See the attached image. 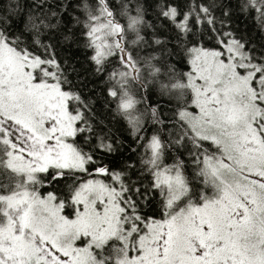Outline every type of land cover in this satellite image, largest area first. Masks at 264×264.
<instances>
[{"label":"snow or ice","instance_id":"obj_1","mask_svg":"<svg viewBox=\"0 0 264 264\" xmlns=\"http://www.w3.org/2000/svg\"><path fill=\"white\" fill-rule=\"evenodd\" d=\"M77 9L0 0V264H112V254L116 264H264V45L234 27L253 13L264 25V0H77ZM85 41L116 110L145 105L131 131L147 140L146 159L116 160L119 142L74 83ZM177 47L194 54L182 87L198 112L169 118L132 89L147 87ZM185 152L214 196L178 208L189 191ZM68 179L67 193L42 194Z\"/></svg>","mask_w":264,"mask_h":264},{"label":"trees","instance_id":"obj_2","mask_svg":"<svg viewBox=\"0 0 264 264\" xmlns=\"http://www.w3.org/2000/svg\"><path fill=\"white\" fill-rule=\"evenodd\" d=\"M91 3L92 0H89ZM73 8L77 9V0H73ZM79 11V9H77ZM147 18L150 20L154 18V11L149 10ZM122 24L127 27L128 19L124 17L120 20ZM239 29L240 34L249 39L256 46L264 45V25L255 18V13L252 15H243L234 25ZM148 31H151L148 29ZM128 36L130 39L135 38V34L129 30ZM87 42L79 45V51L74 52L73 67H75L76 73L74 75V83L82 90L83 97L87 102L94 107L95 119L104 127L105 131L111 136L115 137L119 142V154L116 157L117 161L127 162L131 160L133 162H139L142 158L146 159L145 153L147 150V140H137L134 133L131 131L132 122L141 115L144 111V104H139L133 109L127 110V114L122 115L121 112L116 110V101L107 95V88L110 86L107 84V77L101 79L98 74H94L92 71V65L90 62V50L86 47ZM206 47H215V41L205 45ZM171 52V49H169ZM141 55H147L143 48L140 49ZM152 55H159V53H151ZM116 62L113 61V64ZM111 67V66H110ZM156 67L160 68V72L155 77L149 76L148 86L144 88L139 87V82L133 86L132 94L137 100H144L149 105L159 106L164 113L171 118L179 107H186L189 112H194L195 106L191 102L192 91L190 87L183 88L182 85L187 86L186 77L190 72L189 69V54L183 50L182 47H177L172 54L165 55L164 64H156ZM145 76H148V71L145 68ZM173 85H177L173 88ZM169 91L165 92L164 89ZM187 101L185 104L184 102ZM141 135H144L143 133ZM204 147L209 154L217 153L214 145L210 142H204ZM150 155V152L148 153ZM173 157L175 153L172 154ZM112 157H101V161L107 164L111 161ZM171 162V161H169ZM183 167L185 170V176L188 180L189 191L180 200L176 202V206L179 208L184 207L188 200H193L196 203L200 202L201 195H212L213 187L211 185H204L201 179L197 176L196 165L193 163L191 156L185 152L183 158ZM138 170L140 164L137 163ZM142 176L146 177L145 183H149L151 175L145 169ZM100 179L107 183H110V178L103 176H89L88 174H81V180L87 179ZM23 179H26L24 177ZM60 182L58 185H54L52 188L45 186L41 189L42 194H46L47 191H52L53 188L58 193H67V185L72 183L71 179ZM7 178L0 174V185L7 184ZM3 189L0 188V192ZM160 197H157L156 207L154 212L156 218H162L160 211ZM116 255L112 254V263L115 262Z\"/></svg>","mask_w":264,"mask_h":264},{"label":"rangeland","instance_id":"obj_3","mask_svg":"<svg viewBox=\"0 0 264 264\" xmlns=\"http://www.w3.org/2000/svg\"><path fill=\"white\" fill-rule=\"evenodd\" d=\"M194 58V54H193V56H189V69H190V72H189V74L187 75V77H186V82H187V85H189V75L190 74H193V67H192V63H191V61H192V59ZM197 83H200V81H197ZM193 94V93H192ZM196 112H198V109H196L195 108V110H194V112L193 113H196ZM218 154V153H217ZM250 179H261V178H259V177H252V176H250L249 177ZM63 183H66L65 181H62ZM214 196V189H213V192H212V195L211 196H209V198H212ZM180 208V207H179ZM79 246V245H78ZM130 255H135V253L133 252V253H130ZM116 260H117V257L115 258V262L114 263H112V264H116Z\"/></svg>","mask_w":264,"mask_h":264}]
</instances>
